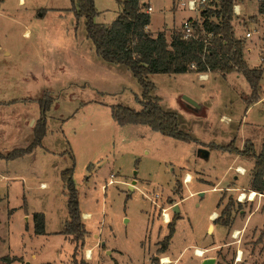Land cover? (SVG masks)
Instances as JSON below:
<instances>
[{
	"label": "rangeland",
	"instance_id": "rangeland-1",
	"mask_svg": "<svg viewBox=\"0 0 264 264\" xmlns=\"http://www.w3.org/2000/svg\"><path fill=\"white\" fill-rule=\"evenodd\" d=\"M240 1L244 11L233 17L232 32L252 34L247 43L255 46L245 59L250 68L261 66L260 100L247 104L250 88L238 73L149 75L151 96L192 138L180 142L147 125L120 126L111 117L112 106L140 111L142 89L127 67L98 57L74 0H0V153L27 147L40 115L38 101L49 106L41 144L19 159L0 160V174L17 177L9 188L0 176V196L6 198L0 203V259L71 264L75 247L61 233L69 215L60 172L73 164L86 231L77 264H85L87 249L93 253L87 264H161L163 257H151L153 243L159 240L160 248L168 234L174 206L180 212L167 264H201L199 250L198 257L214 264L262 263L264 197L249 200L247 186L264 140V16L258 14L261 0H234ZM170 3L150 0L148 32L165 30L168 42L184 20L196 16L172 10ZM93 4L100 25H110L122 11L116 0ZM30 118L36 120L27 125ZM230 144L235 150L252 146L254 154L212 148ZM226 204L232 205L230 226L214 223L213 213L218 218ZM20 206L10 223L6 208ZM21 209L44 214V234L32 241L23 234Z\"/></svg>",
	"mask_w": 264,
	"mask_h": 264
},
{
	"label": "trees",
	"instance_id": "trees-1",
	"mask_svg": "<svg viewBox=\"0 0 264 264\" xmlns=\"http://www.w3.org/2000/svg\"><path fill=\"white\" fill-rule=\"evenodd\" d=\"M122 11L110 25H100L94 22L97 11L94 9L93 0H74L73 10L77 17L85 18L86 36L95 47L96 54L106 63L127 67L133 78L140 85L142 92L138 102L140 111L122 106H112L111 117L120 126L147 125L152 131L162 136L170 137L180 142H189L191 136L178 130L177 118L159 105L160 99L151 96L154 84L148 80L149 75L184 73H217L240 74L250 88L247 104L260 100L257 91L260 87L262 69H251L243 59L245 43L233 35L231 22L233 20V0H214L215 9L202 13V26L212 37L206 44L201 39H183L181 33L172 34L168 42L164 32L155 36L146 31L150 23V15L142 13L137 7V0H116ZM258 14L264 15V0L258 5ZM213 18L214 21H209ZM39 102L40 115L33 130V141L25 148L13 150L7 154L0 153V159L16 160L29 154L37 148L45 135L46 120L44 114L48 111V103ZM215 150L235 152L242 155H251L253 148L235 150L233 145L227 147L212 146ZM261 152L255 156L252 174L249 181V192L264 195V140ZM73 161V160H72ZM74 165L60 172L61 181L67 195V211L69 221L61 233L72 238L74 252L71 264H77L75 256L79 249H83V237L86 233L82 225L79 210L78 196L73 182ZM219 200L217 207L220 205ZM219 208V207H218ZM232 205L226 204L220 216L214 221L216 224L230 226ZM179 219L174 214L168 222V234L159 243V253H164L175 233V223ZM44 214L33 215V230L36 236L45 233ZM155 260V258H153ZM17 259L4 256L0 259L2 264H11ZM82 264V261L79 262ZM264 264V256L262 263Z\"/></svg>",
	"mask_w": 264,
	"mask_h": 264
},
{
	"label": "crops",
	"instance_id": "crops-1",
	"mask_svg": "<svg viewBox=\"0 0 264 264\" xmlns=\"http://www.w3.org/2000/svg\"><path fill=\"white\" fill-rule=\"evenodd\" d=\"M261 1H263V0H261ZM241 2V4L239 5V3H236V2H234L235 4H237L238 6H240V15H234L235 17H238V16H242V14H243V11H244V6H243V1H240ZM259 3H260V1L259 2H257V6L259 5ZM259 7V6H258ZM264 16V15H263ZM151 19V18H150ZM243 20H238V23L240 22H242ZM149 25H150V23L146 26L147 28H146V31L147 32H150L149 31ZM239 25V24H238ZM243 24H240V27H242V29H245V26H244V28H243ZM254 27H255V24H254ZM255 29V28H254ZM163 30H161V31H159L158 33H161ZM250 33V31L249 30H245V32H244V35H239V37H236V38H238V39H242V40H244L245 41V43L247 44L246 46H245V49H244V52H243V59H244V61H246V59H245V53H248V54H250L251 53V50L254 48V46L255 45H253V47H252V45H250L249 43H247V39H251L252 38V34H251V37L250 38H245V34L246 33ZM151 33V32H150ZM157 33V34H158ZM164 33H165V30H164ZM246 63H247V61H246ZM248 64V63H247ZM261 67V66H260ZM253 68H257V67H253ZM253 68H251V69H253ZM210 72H207V73H199V74H197L198 76L199 75H201V74H203V75H205V76H207L208 74H209ZM39 112H40V110H39ZM37 116H39V115H37ZM37 118V117H36ZM36 118L35 119H33V118H30L29 120H27V125L28 124H30V122L32 121L33 122V120L35 121L36 120ZM31 122V123H32ZM33 128L31 127V130H32ZM32 133H33V130H32ZM31 143V142H30ZM29 143V144H30ZM3 158H1L0 160H2ZM8 161V160H7ZM252 174V173H251ZM0 176H2L4 179H5V181L7 182V184H6V187H9V188H12V184L11 183H9V182H13V181H15V179L17 178V177H13L12 176V174H3L2 173V171H1V174H0ZM250 178H251V176H250ZM250 181V180H249ZM110 182V181H109ZM45 183H43V182H41V186H43ZM109 184V183H108ZM22 186H23V184H22ZM247 188L249 189V183H248V186H247ZM247 189V190H248ZM257 193V192H256ZM257 194H259V193H257ZM259 195H262V194H259ZM263 197H264V195H262ZM7 197H10V195L9 194H7ZM6 201V198H4V197H2L1 198V196H0V203L2 202V201ZM20 208H21V206L20 207H18V208H6L7 209V212H8V216H9V221H10V223H13V221H14V213H15V211L16 210H20ZM21 211L23 212V221H24V225L22 226L23 227V230H25V232H23V234L25 235V233H26V236L29 238V240H31L32 241V239L33 238H37V236L34 234V230H33V215L34 214H38V213H41V212H38V213H29V212H27V211H24L23 209H21ZM180 212V211H179ZM212 216V215H211ZM82 217V216H81ZM84 217H86V215H84ZM215 217H217V214L216 213H213V216L211 217V219L212 220H216L217 218H215ZM82 220H83V217H82ZM213 221V222H214ZM164 226V225H163ZM212 228H214L213 226H211ZM210 227V228H211ZM175 228H176V226H175ZM161 229H159V231H160ZM20 231H21V229H20ZM158 235H160V234H158ZM158 237V236H157ZM70 238V237H69ZM72 239V238H71ZM158 239V238H157ZM3 240H2V238H1V235H0V243L2 242ZM28 242V243H32V242ZM159 242V240H156V242H154L153 243V245H154V247H153V250H152V253H151V257H155L156 259H159V258H161V257H163V258H165V259H167V260H169V261H171V263H172V260H171V257L168 255V253H167V251H168V247H167V250L164 252V253H159V255H156V251L158 250V245H155V244H157ZM23 243H24V241H23ZM170 243V242H169ZM169 245V244H168ZM101 246H103V253H107V255H110V253H108V249L104 246V244L102 243V245ZM29 247V246H28ZM75 249V248H74ZM203 250V249H202ZM74 252V251H73ZM85 256L83 257V260H84V263L85 264H87V262H89V261H91L92 259H93V253H92V250L91 249H87L86 251H85V254H84ZM8 257H10V258H14V259H17L18 261H21V263L20 264H24V262L22 261V257L21 258H18L17 256H9V255H7ZM33 256V258H34V255H32ZM72 256V255H71ZM82 256H83V253H82ZM4 257V256H3ZM196 257L197 258H199L200 259V263L202 262L203 263V260H204V258H200V257H198L197 255H196ZM151 259V258H150ZM161 260H162V258H161ZM150 262H151V260H150ZM201 263V264H202ZM12 264V263H11ZM151 264H153V263H151ZM162 264V263H161Z\"/></svg>",
	"mask_w": 264,
	"mask_h": 264
},
{
	"label": "built area",
	"instance_id": "built-area-1",
	"mask_svg": "<svg viewBox=\"0 0 264 264\" xmlns=\"http://www.w3.org/2000/svg\"><path fill=\"white\" fill-rule=\"evenodd\" d=\"M170 8L172 10L183 8L189 12L194 13L195 18H189L184 20L180 26V33L183 39L196 38L201 39L203 44H206L209 39L212 37L211 33H207L203 26V17L202 13L208 10H214V0H170ZM137 7L143 13L150 15L153 12V9L150 4V0H137ZM233 15H240V6L234 3L233 0ZM209 21H214L213 18ZM251 34L248 32L245 34V38H250ZM207 45V44H206ZM113 175H111V178ZM110 182H112L110 180ZM109 182V184H110Z\"/></svg>",
	"mask_w": 264,
	"mask_h": 264
},
{
	"label": "water",
	"instance_id": "water-1",
	"mask_svg": "<svg viewBox=\"0 0 264 264\" xmlns=\"http://www.w3.org/2000/svg\"><path fill=\"white\" fill-rule=\"evenodd\" d=\"M184 99H186L188 102H190L191 104H193L194 106H197L196 103H194L193 101H191L190 99H187L186 97H184ZM131 188V186H129ZM173 214H179V208L177 206L173 207ZM214 260L213 259H204L203 260V264H214Z\"/></svg>",
	"mask_w": 264,
	"mask_h": 264
},
{
	"label": "bare ground",
	"instance_id": "bare-ground-1",
	"mask_svg": "<svg viewBox=\"0 0 264 264\" xmlns=\"http://www.w3.org/2000/svg\"><path fill=\"white\" fill-rule=\"evenodd\" d=\"M187 181H189V177H188V176H187ZM256 195H257V193H253V192H252V193H250L247 197H248L249 200H253V199L256 197ZM240 198H241V199L244 198L243 194L240 195ZM166 220H167V216H166ZM236 235H237V233H236ZM201 254H202V253H201V251L199 250V251L197 252L196 255H201ZM167 262H168L167 259L162 258L161 263H163V264H167Z\"/></svg>",
	"mask_w": 264,
	"mask_h": 264
}]
</instances>
